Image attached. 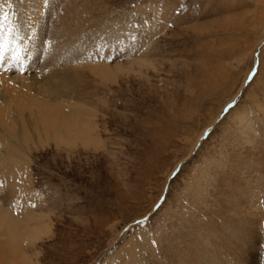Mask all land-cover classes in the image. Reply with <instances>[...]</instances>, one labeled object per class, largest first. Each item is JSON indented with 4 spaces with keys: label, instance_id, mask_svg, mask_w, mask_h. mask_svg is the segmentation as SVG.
Listing matches in <instances>:
<instances>
[{
    "label": "rangeland",
    "instance_id": "1",
    "mask_svg": "<svg viewBox=\"0 0 264 264\" xmlns=\"http://www.w3.org/2000/svg\"><path fill=\"white\" fill-rule=\"evenodd\" d=\"M16 1L0 0V15L7 13L9 24L19 27ZM57 1H46V10L53 11L37 17L33 28L37 53L32 55L42 53L38 64L44 58L52 62L53 48L62 41L50 31L65 5L62 0L55 6ZM70 1L64 23L72 31L66 30L64 38L71 40L69 49L82 52L56 68L121 66L126 73L79 83L85 98L95 95L89 112L97 145L68 152L50 141L30 150L32 159L18 165L13 177L17 188L0 170V196L6 195L0 206L21 218L39 215L47 227V235L28 249L32 260L159 264L163 250L177 248L173 241H184L186 233L216 231L225 226V215L232 223L245 215L259 230L252 264H264V0ZM14 31L6 29L7 38ZM50 70L22 73L41 81ZM25 95L40 99L33 87ZM249 153L263 165L252 174V187L260 189L251 194L244 178L228 179L235 158L240 154L243 162ZM234 194L238 203L232 212L227 200ZM0 259L8 264L7 254Z\"/></svg>",
    "mask_w": 264,
    "mask_h": 264
},
{
    "label": "bare ground",
    "instance_id": "2",
    "mask_svg": "<svg viewBox=\"0 0 264 264\" xmlns=\"http://www.w3.org/2000/svg\"><path fill=\"white\" fill-rule=\"evenodd\" d=\"M46 1L47 0H30V1H25V2L23 1V4H21V0L20 2L19 0H17L16 2L19 3L18 14H14V17H18V16L20 17L21 25L18 23L20 26L17 27V25L9 24V21L6 20L3 22V27L0 28V67H1L0 69V170L4 171L5 174L9 178L12 177L10 178V180L12 179V184L15 182L13 181L14 175L17 176L18 165L21 166L25 163V161L32 159V158H28V154L30 150L32 149L36 150L35 148L37 147L39 148L43 147L44 145L49 144L50 141L53 142L56 145V147L62 145L63 147H65V149L68 152L74 151L75 148L79 145L85 148L88 146H92V145L94 146L98 144V142H96V139L93 137L96 131V127L94 125V122L91 120V114L89 112L90 107H93V104H94V100H91V99L95 97V95H93L92 97L90 93H88L87 97L85 98L86 94L84 93V89L80 88L79 83L82 85L85 82L91 83L95 77L99 78V80L107 78V81H108V80H111L112 78H115L117 73H119L120 71L123 72L125 70V68H122L121 66L103 67L101 65L98 67L94 65L95 67H91V68L86 67V69L82 67L83 65H80V66L76 65L75 67H72V68H68V67L66 68L63 67L61 69L56 68V66L58 65H63V63L65 64V62H67L68 59L71 61L72 58H76L82 52L81 48L79 47H74L72 49H69V46L71 45V40L64 38V37H67V35H65L64 33L70 30L69 29L70 27L69 28L66 27L64 23L65 21L64 19H66L67 16L69 17L70 8H72L73 6V5L70 6V3H72L70 0H65V5L61 8V14L59 16V18L61 19L60 20L57 19L53 23L50 29L52 35L57 34V36H59L62 40L60 41V44L58 47L55 45L56 46L55 49L53 48L54 56L50 57L49 59H54V60L52 62H49L48 59L47 61L44 58V60L43 61L41 60L40 64H38L40 60L39 56L42 53H40L39 56L32 55L34 54V52L37 53L36 36H35L36 33H34L33 28L35 26H38L37 17L44 18L46 17L44 15L46 14L48 15L50 11L51 12L53 11V9H51L52 7L46 10ZM63 1L58 0L57 2H54V5L56 6V4L59 2L63 4ZM52 2L53 1H50L49 4L50 3L53 4ZM90 2L92 1L90 0ZM97 2H100V1L98 0ZM94 4L95 2L93 3V5ZM9 9L13 10L14 8L9 7ZM95 9H93L94 12H95ZM105 9L106 8L104 7V10ZM99 10H101L102 12L101 8H99ZM90 15H91L89 16L90 18L93 17L92 14ZM93 15L95 17V14ZM2 17L3 16L0 15V19H2ZM22 18L24 21L22 20ZM91 21H94V20L92 19ZM110 22L112 24L114 23V21H109L108 23ZM10 27L11 29L15 30L14 35L10 36L11 38H7L9 36L7 35L6 29ZM62 38H64V40ZM28 39H30V41ZM105 40L107 42L111 40V35L110 36L108 35ZM105 44L106 43H104V45ZM65 51H67V53ZM19 61L21 62L19 63ZM71 62L70 64H72ZM143 63L144 61L142 60V61H139V63H137L136 65L141 66L143 65ZM37 64L39 66H37ZM27 65H29L30 67H27ZM32 65L33 66L36 65L37 67H33ZM18 66L24 67V68L19 69ZM34 68L36 69V71L38 68H40L41 71L43 69L45 70L51 69L52 71L50 70L49 72H47L41 81L39 80L36 81L34 77H30V74L24 75L22 73V71H30L31 69H34ZM87 69H88V72H87ZM44 72L45 71H43V74ZM92 75H93V78H92ZM32 87L35 90V96H40V99H37L38 97H34V99L32 98V100L27 99L25 95V90L28 91V89ZM95 94H97L96 91H95ZM68 108L70 109L69 112L67 111ZM205 133H203V135ZM243 138H246L245 135ZM261 145L264 147V140H263V143L261 142ZM65 149H63V151ZM63 151L61 150V152ZM239 156L235 158V162L233 163V168L231 170V172L233 173L230 174V176H228L229 177L228 179H233L232 176H234V179L237 178V180L244 178L247 183V189L249 190V193L251 194L255 190L260 189L259 186L252 187V178H253L252 174L258 173L257 169H259V167L263 165H262L261 160L257 158L259 156H255V155L253 156V154L251 153H249L247 156L246 154L245 156L247 157L245 158V160H243V162L241 161L242 158ZM27 165H30V164H27ZM3 179L8 180L7 177ZM22 182L24 183V181ZM9 183H11V181H9ZM21 185L23 186V184ZM7 187L8 186H6V188ZM9 187L11 188V186ZM14 187L17 188L16 182L14 183ZM212 187L213 186H211V188ZM15 188H12V189H14L15 191ZM16 190L20 191L19 189H16ZM216 192L219 193V190ZM30 195L31 194L29 193V196ZM4 197H6V195L4 196L1 195L0 201L3 200ZM255 197H251V198H255ZM244 199L246 201V198ZM237 200L238 198L235 196V194L231 199L227 200V204L229 205L230 211L234 212L236 210V206H237L236 203H238ZM251 201H248L247 205ZM212 205H214V203ZM252 205H255V204H252ZM28 206L29 205L27 204V207ZM220 206L221 208H223L224 207L223 203ZM3 207L4 206H0V257L1 256L3 257L4 255L7 254V257L9 258L7 259L8 264H36L35 261L32 260V257L29 254L28 249L31 245L34 246L35 243L39 241L43 236L47 235V231H48L47 227L40 223L41 217L39 215L33 216L31 213H26V215L24 214V217L21 218L19 216H15L12 210H8ZM29 212H32V211L30 210ZM245 212L243 214H246ZM212 215H214L215 218L218 220H222L223 218L222 214H212ZM238 217L239 218H235V221H233L232 223L230 222L231 218L225 215V218H226L225 226L224 227L222 225H221L222 227L217 226L218 229L216 231H214L213 229H209L210 227H207L206 229H202V230L198 228L199 231H196L195 229V234L193 233L194 235L193 234L189 235L188 233H186L187 236L184 237L185 238L184 241L177 240L175 242L174 240L173 242L177 245V248H169L170 250L164 249L163 255L161 256L162 259L159 264H252L254 261L252 258L253 255L251 253H252V250L256 249V243L259 240L258 238L259 230H257L258 232L257 233L254 228V222L250 220L249 218H247V216L240 215ZM256 220H259V217ZM197 224L198 223H196L195 226ZM210 224L211 223H209V226ZM185 228H183V230ZM178 232H179V229H178ZM165 237H166V234H165ZM170 240L172 239H169V241ZM167 241L168 240L165 241V245L168 244L166 243ZM0 263L4 264L3 262H1V259H0Z\"/></svg>",
    "mask_w": 264,
    "mask_h": 264
},
{
    "label": "snow or ice",
    "instance_id": "3",
    "mask_svg": "<svg viewBox=\"0 0 264 264\" xmlns=\"http://www.w3.org/2000/svg\"><path fill=\"white\" fill-rule=\"evenodd\" d=\"M7 20V13H5L2 17V19H0V28L3 27V22Z\"/></svg>",
    "mask_w": 264,
    "mask_h": 264
}]
</instances>
